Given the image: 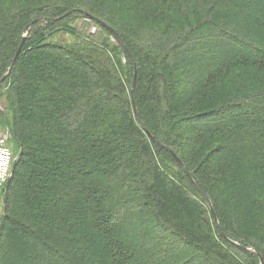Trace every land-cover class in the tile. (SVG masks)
I'll list each match as a JSON object with an SVG mask.
<instances>
[{
	"label": "trees",
	"instance_id": "trees-1",
	"mask_svg": "<svg viewBox=\"0 0 264 264\" xmlns=\"http://www.w3.org/2000/svg\"><path fill=\"white\" fill-rule=\"evenodd\" d=\"M3 128L0 264H264V0H0Z\"/></svg>",
	"mask_w": 264,
	"mask_h": 264
},
{
	"label": "water",
	"instance_id": "water-1",
	"mask_svg": "<svg viewBox=\"0 0 264 264\" xmlns=\"http://www.w3.org/2000/svg\"><path fill=\"white\" fill-rule=\"evenodd\" d=\"M69 14H70V13H69ZM102 25H103L104 27H107V29L113 34V36H114L115 39L120 43V45H122L123 47H125V44H124L123 40L121 39V37L119 36V34H118L115 30H113L111 27L107 26V25L104 24V23H102ZM25 40H26V37H24V39H23V41H22V44L20 45V47H19V49H18V51H17V53H16V56H15V58H14V61H13L12 65H11V67H10V69H9V72H8L7 75L3 78V80L1 81V84L5 81V79L7 78V76L11 73L12 69L15 67V65H16V63H17V61H18V58H19V56H20V54H21V51H22V49H23V46H24V44H25ZM125 49H126V51L128 52V54H129V56H130V58H131V60H132V62H133V65H134V67H135L134 60H133L132 55L130 54V52H129V50H128L127 48H125ZM135 85H136V72H135V76H134V79H133V82H132V88H133V89L135 88ZM133 100H134V95H133ZM134 111H135V115H136V118H137L138 122H139L140 125L143 127V124H142V121H141V118H140V115H139V112H138V109H137L135 103H134ZM149 136H150V138H151L153 141H155V139L153 138V136H152L151 134H149ZM19 157H20V154L17 156L16 159H14V162H13V168H12V171H11V175H10L9 180H8V182H7V185H6L5 189H4V199H5V197H6V194H7V188H8L9 183L11 182V179H12V176H13V173H14V170H15V167H16V164H17V161H18ZM176 160H177V162L179 163V165H180L182 168L185 167L184 164H183V162H182L180 159H178V158L176 157ZM212 213H213V216H214L215 220L217 221L216 216H215L213 210H212ZM234 244L238 245V244L235 243V242H234ZM241 249H242L243 251H246V252H254V250H252L251 248H248V247H242ZM262 263H263V262H262Z\"/></svg>",
	"mask_w": 264,
	"mask_h": 264
},
{
	"label": "built area",
	"instance_id": "built-area-1",
	"mask_svg": "<svg viewBox=\"0 0 264 264\" xmlns=\"http://www.w3.org/2000/svg\"><path fill=\"white\" fill-rule=\"evenodd\" d=\"M6 133L0 136V203L3 198L4 189L13 168V152L11 149V133L6 128Z\"/></svg>",
	"mask_w": 264,
	"mask_h": 264
},
{
	"label": "rangeland",
	"instance_id": "rangeland-1",
	"mask_svg": "<svg viewBox=\"0 0 264 264\" xmlns=\"http://www.w3.org/2000/svg\"><path fill=\"white\" fill-rule=\"evenodd\" d=\"M83 24H84V21H81V22L78 23L79 26H77V27H79L80 29L82 28V30H83ZM88 31H89L88 33H94V34L98 33L97 27L94 26V25H92L91 28H89ZM76 39L77 38L75 36H73L71 33L66 34L64 32H60V33H57L55 36H53L52 41L53 42H61V43H74L76 41ZM200 49H201V47H200ZM203 53H207V51L203 50ZM207 58L205 56V58L203 57L202 60L200 59L197 62L201 64V63L205 62L207 60ZM6 130H7L6 128L1 129L0 130V136H2L4 133H6ZM10 145H11V149H12V152H13V157H14V159H16L19 154H17V150H16L15 146L12 145L11 141H10ZM2 202L3 201L1 200L0 215L3 214V203Z\"/></svg>",
	"mask_w": 264,
	"mask_h": 264
}]
</instances>
